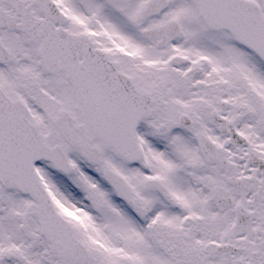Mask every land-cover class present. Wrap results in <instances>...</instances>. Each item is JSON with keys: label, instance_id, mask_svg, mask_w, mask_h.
Returning <instances> with one entry per match:
<instances>
[{"label": "snow or ice", "instance_id": "snow-or-ice-1", "mask_svg": "<svg viewBox=\"0 0 264 264\" xmlns=\"http://www.w3.org/2000/svg\"><path fill=\"white\" fill-rule=\"evenodd\" d=\"M0 264H264V0H0Z\"/></svg>", "mask_w": 264, "mask_h": 264}]
</instances>
